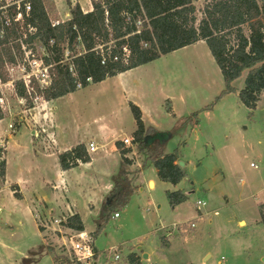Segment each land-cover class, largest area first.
Returning <instances> with one entry per match:
<instances>
[{
    "label": "rangeland",
    "instance_id": "rangeland-1",
    "mask_svg": "<svg viewBox=\"0 0 264 264\" xmlns=\"http://www.w3.org/2000/svg\"><path fill=\"white\" fill-rule=\"evenodd\" d=\"M90 2L78 0L77 4L90 8ZM206 2H196L199 19ZM49 3L51 20H64L69 11L66 0ZM245 31L248 34L246 27ZM37 52H41L38 47ZM157 64L159 74L170 82L176 101L182 95L186 101L184 106L175 102L179 112L188 114L181 118L185 122L182 127L176 128L178 121H175L168 128L167 132H174L164 147L166 153H172L185 142L181 161L188 176L177 186L162 182L146 153L136 149L137 155L132 160L135 166L126 169L135 186L126 208L118 211V218L113 215L94 237L100 211L86 216L85 231L91 233L100 254L95 263L131 264L129 256L135 254L140 264H264V226L259 223V205L264 201V98L261 97L254 111L240 102L238 92L216 101L224 90V80L205 42L163 57ZM21 74L14 73L12 80L17 81ZM246 75L234 83L237 91L244 87ZM3 92L6 101L3 118H9L2 121L6 127L12 120L17 129L20 120H29L33 109L42 102L32 101L35 107L28 109L14 88ZM101 106V114L108 116V111L103 112L107 104ZM209 106L210 110L206 109ZM60 107L54 112L58 123L61 114L67 113L61 103ZM165 112L168 114L167 107ZM195 113L199 114L197 125L187 120ZM121 117L122 130L129 136L135 127L134 119L131 114ZM176 191H183L190 198L187 205L174 210L167 193ZM199 201L205 205L199 206ZM29 202L38 224L48 225L44 227L46 243L31 223L21 225V217L17 214L9 217V209L5 208L0 212V226L6 229L0 234V264H55L52 256L74 259L62 235L54 231L57 227L53 221L62 217L45 213L38 198H29ZM7 217L10 222L4 224ZM64 232L70 248L72 234ZM111 249L118 250V261L107 255Z\"/></svg>",
    "mask_w": 264,
    "mask_h": 264
},
{
    "label": "trees",
    "instance_id": "trees-1",
    "mask_svg": "<svg viewBox=\"0 0 264 264\" xmlns=\"http://www.w3.org/2000/svg\"><path fill=\"white\" fill-rule=\"evenodd\" d=\"M198 1L92 0V11L85 13L79 4L72 6L71 0H66L71 18L53 26L48 13L52 7L49 0H30L32 9L25 27L28 24L36 32L30 34L27 30H21L20 26L5 28L6 39L0 49V79L7 80L6 64L15 63L12 51H21L20 40L26 33L28 39L24 43L37 42L49 53L44 61L52 66V83L44 90H40L37 84L33 86V92L41 95L45 102L77 92L78 85L83 89L91 83H101L203 41L224 80V90L216 101L238 92L240 102L254 111L264 94V0H206L201 19L196 7ZM127 16L130 17L129 21ZM10 39L16 42L12 47L9 45ZM126 46L130 52L127 62L123 60V48ZM66 51L69 52L67 57ZM245 73L244 87L237 91L234 83ZM15 93L26 101L28 109L35 107L23 82L16 83ZM129 108L137 127L132 136L134 146L140 153H146L162 182L179 185L188 176L186 170L178 165L185 142L172 153H166L161 142L154 144L155 141L151 140L146 143L147 137L167 138L174 131L160 132L144 123L139 107L130 103ZM167 112L175 118L171 107H167ZM198 115L195 113L187 120L197 125ZM183 120L176 119V128L184 125ZM116 146L122 168L112 176L113 187L103 200L93 237L103 230L114 214L126 208L134 192L133 179L126 170L132 164V160L126 157L130 150L120 142ZM58 158L64 171L91 161L84 144L59 154ZM5 172L6 163L1 161V179H4ZM16 197H19L18 194ZM167 197L174 210L190 198L183 191L168 192ZM260 217V223L264 226V204L260 206ZM62 225L77 232L85 231L79 215L66 218ZM99 255L95 248V259ZM53 259L59 264H73L66 256H54ZM129 262L140 264V258L132 254Z\"/></svg>",
    "mask_w": 264,
    "mask_h": 264
},
{
    "label": "crops",
    "instance_id": "crops-1",
    "mask_svg": "<svg viewBox=\"0 0 264 264\" xmlns=\"http://www.w3.org/2000/svg\"><path fill=\"white\" fill-rule=\"evenodd\" d=\"M89 6L91 7L82 8L85 13L92 11L91 2ZM198 43L203 41L181 50ZM160 59L101 83H91L88 87L59 99L43 101L33 109L29 120H20V125L14 131L9 129V125L13 123L11 119L7 127L2 121L9 118L0 120V148L3 149V161L6 163L5 177L0 183L2 206L0 212L8 208L9 217L12 214L21 217L23 220L20 222L21 225L31 223L36 234L42 237L45 243V229L38 224L37 214L34 215L29 198H38V201L43 203L44 212L51 216L68 218L79 215L87 229L86 216L100 211V205L112 190V176L122 168L116 143H122L125 138H132L137 128L133 120L135 127L131 135H126L122 130L121 116L132 115L130 103L141 109L145 124L155 127L160 132H167L176 119L188 114V111L183 113L178 110V104L181 106L186 104L183 95L176 101V96L172 95L170 82L159 74L157 63ZM60 103L63 112L66 110L67 113L61 114L58 123L54 112L58 106L61 108ZM101 104L103 106L107 104L108 107L103 112L108 111L110 113L108 116L101 114ZM169 105L175 118L165 112ZM168 118L170 120L162 123ZM40 127L46 132L43 133ZM90 143H94L96 150L89 153L91 157L89 163H80L73 169L62 170L59 154L79 144H84L88 149ZM134 166L132 162L131 167ZM16 194L19 197H16ZM1 199L4 200L3 203ZM187 204L188 202L183 203L176 209ZM262 204L264 201L259 207ZM9 217L4 224L10 222ZM242 223L246 224L240 222ZM5 232L4 226H0V234ZM53 258L52 256L54 261ZM54 263L59 264L55 261Z\"/></svg>",
    "mask_w": 264,
    "mask_h": 264
},
{
    "label": "built area",
    "instance_id": "built-area-1",
    "mask_svg": "<svg viewBox=\"0 0 264 264\" xmlns=\"http://www.w3.org/2000/svg\"><path fill=\"white\" fill-rule=\"evenodd\" d=\"M97 1V0H96ZM72 6H75L78 3V0H71ZM32 5L30 0H0V49L3 46V41L6 39L5 28H12L20 26L21 30H27L28 33L33 34L36 32L34 28L30 25H26L27 19L30 17ZM87 13V12H86ZM71 18V10L69 7V11L65 14V19L63 20H51L53 26H58ZM127 20H130V17L127 16ZM28 39L27 33L24 34L23 39L20 40L21 51L18 52L13 49V56L15 58V63L6 64L8 79L3 81L0 79V112L3 114V111L6 107V101L3 97V90L9 87L15 89L17 82H23L28 95L35 104L39 101L43 102V98L41 95L35 94L33 92V86L37 84L40 90L47 89L50 87L52 83V76L50 73V69L52 66L47 65L44 61V58L49 56V53L45 47L41 44L34 42L33 44L24 43L25 40ZM16 42L9 40V45L12 47ZM37 47L41 49V52H37ZM129 49L128 47L123 48V60L127 62L129 57ZM66 57L69 55V52L66 51ZM22 73L17 81L12 80L14 73ZM10 73V76H9ZM90 81V79L88 80ZM78 88L81 89V85H78ZM9 129L11 131L15 130V125L12 123L9 125ZM41 131L45 133L46 131L40 127ZM122 143L126 149H129L130 152L127 153L126 157L130 160H133L137 155L136 149L137 147L133 144L132 138H125L122 140ZM0 148V162L3 161L4 153ZM89 153H92L96 150V146L94 143H90L89 148L87 149ZM138 163V160H137ZM198 205H205L201 201L198 202ZM199 209V207H198ZM2 210V206L0 205V211ZM119 213L114 214V218H118ZM66 220V218H58L53 221V224L56 225V229L54 231L59 232L62 235V239H64V235H66L63 230L67 229L62 224ZM44 227L48 228V225H44ZM72 234V243L70 248L67 246L66 241L63 240L64 245L67 247V250L73 255L74 259L71 261L75 264H96L95 263V245L94 238L91 233L87 231L77 232L71 229H67ZM117 249H111L107 252V255L113 261H118L120 256L117 254Z\"/></svg>",
    "mask_w": 264,
    "mask_h": 264
},
{
    "label": "water",
    "instance_id": "water-1",
    "mask_svg": "<svg viewBox=\"0 0 264 264\" xmlns=\"http://www.w3.org/2000/svg\"><path fill=\"white\" fill-rule=\"evenodd\" d=\"M171 137H172V135H171V134H168V137H167V138H163V139H161L160 142H161L162 144L165 145L166 142H167ZM153 139H154V137H151V136H150V137H147V138L145 139V142L148 143V142H150V141L153 140ZM178 165H179L181 168L185 169V163H184V162L180 161V162L178 163ZM151 184H153V183H151ZM143 257L146 258L147 255L144 254ZM208 258H209V257H207L206 260H207ZM206 260H204V263L206 262Z\"/></svg>",
    "mask_w": 264,
    "mask_h": 264
},
{
    "label": "flooded vegetation",
    "instance_id": "flooded-vegetation-1",
    "mask_svg": "<svg viewBox=\"0 0 264 264\" xmlns=\"http://www.w3.org/2000/svg\"><path fill=\"white\" fill-rule=\"evenodd\" d=\"M161 139H163V138H154L153 141L160 142Z\"/></svg>",
    "mask_w": 264,
    "mask_h": 264
}]
</instances>
